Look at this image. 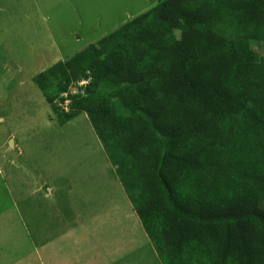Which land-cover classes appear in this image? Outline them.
Masks as SVG:
<instances>
[{
  "label": "trees",
  "instance_id": "16d2710c",
  "mask_svg": "<svg viewBox=\"0 0 264 264\" xmlns=\"http://www.w3.org/2000/svg\"><path fill=\"white\" fill-rule=\"evenodd\" d=\"M263 46L264 0H164L35 78L60 125L88 115L163 264H264Z\"/></svg>",
  "mask_w": 264,
  "mask_h": 264
},
{
  "label": "rangeland",
  "instance_id": "374dc122",
  "mask_svg": "<svg viewBox=\"0 0 264 264\" xmlns=\"http://www.w3.org/2000/svg\"><path fill=\"white\" fill-rule=\"evenodd\" d=\"M148 1L0 0V264H163L84 114L60 125L35 82Z\"/></svg>",
  "mask_w": 264,
  "mask_h": 264
},
{
  "label": "crops",
  "instance_id": "0c3cea01",
  "mask_svg": "<svg viewBox=\"0 0 264 264\" xmlns=\"http://www.w3.org/2000/svg\"><path fill=\"white\" fill-rule=\"evenodd\" d=\"M162 1H164V0H150V1L146 2V6H145V7H143L141 10L137 11V13H133V14H131L129 17H127V19H125L124 21H122V24H121L119 27L113 29L111 32H113V31L119 29L121 26H123L124 24H126V23L132 21L133 19L137 18V17L140 16L141 14L150 11L151 9H153L154 7H156L158 4H160ZM111 32H109V33H111ZM96 42H98V40H97V41H94V43H96ZM90 45H91V44H90ZM88 46H89V45H85L84 47H82L81 49H79L78 51H76V52H74L72 55H70L68 58L63 59L61 62H66V61L70 60V59H71L72 57H74L76 54H78V53L82 52L83 50H85ZM58 63H59V62H58ZM83 114H84V116H83ZM83 114L79 115L77 118H79L80 116H83L84 119H85V121H86V122L88 121V122L90 123V120H89L88 115H87L86 113H83ZM77 118H76V119H77ZM76 119H74V120H76ZM74 120H73L72 122H70V123H73ZM90 125H91V123H90ZM91 127H92V125H91ZM92 128H93V127H92ZM93 129H94V128H93ZM94 131H95V130H94ZM95 133H96V132H95ZM96 136H97V134H96ZM97 139H98V136H97ZM98 140H99V139H98ZM99 142H100V141H99ZM129 200H130V199H129ZM132 213H133V215H134V210H133Z\"/></svg>",
  "mask_w": 264,
  "mask_h": 264
}]
</instances>
